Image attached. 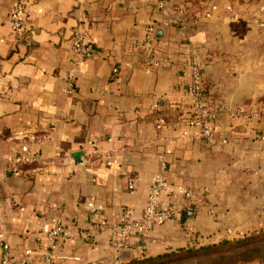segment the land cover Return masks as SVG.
Instances as JSON below:
<instances>
[{"label": "crops", "instance_id": "0c3cea01", "mask_svg": "<svg viewBox=\"0 0 264 264\" xmlns=\"http://www.w3.org/2000/svg\"><path fill=\"white\" fill-rule=\"evenodd\" d=\"M156 1L0 0V258L3 250L33 264L47 252L55 264L110 258L111 224L122 209L142 214L159 173L160 203L181 218L144 236L132 232L127 252L136 261L245 235L264 218V118L244 122L222 111L264 105V30L255 21L264 1L171 0L182 15L183 39L170 24L174 8L163 13ZM15 2L28 13L25 39L8 23ZM78 24L94 52L69 92ZM188 58L199 64L207 103L217 109L203 139L185 119ZM178 106L180 118L157 120ZM33 134L48 135L35 161L10 170L23 138ZM92 148L110 153L112 164L87 163ZM184 189L201 196L192 204L179 193ZM92 211L97 222L89 220ZM56 226L67 227L72 242L49 247L46 234Z\"/></svg>", "mask_w": 264, "mask_h": 264}, {"label": "built area", "instance_id": "2783aa9c", "mask_svg": "<svg viewBox=\"0 0 264 264\" xmlns=\"http://www.w3.org/2000/svg\"><path fill=\"white\" fill-rule=\"evenodd\" d=\"M157 9L163 13H171L174 8L175 16L172 17L170 24L176 29L177 35L183 39L185 32L182 21V15L178 13L176 6L172 4L171 0H157ZM260 16H255V21L258 28L264 30V7L259 9ZM28 22V13L21 2H15L11 7L8 14V23L12 32L19 38H26V27ZM147 39L145 44L153 43L154 35L151 28H147ZM71 61L72 69L67 75L68 91L73 92L74 78L78 72L82 63L89 59L93 52L94 47L86 40V32L81 24L76 25L72 31L71 36ZM149 63H155L156 57L154 52L150 53ZM164 63L167 60L163 59ZM118 73L117 68L112 69V74ZM184 75L188 80V87L186 91V99L188 100V106L185 111V119L189 126L198 128L196 137L203 139L210 134L212 122L216 116L217 109L208 105V101L205 96L204 87L201 77V69L192 58H188L184 66ZM222 111L226 112L230 118H239L244 122H250L264 118V105L246 109L243 107L236 108H224ZM157 129L161 128V125L156 126ZM48 135L46 134H33L27 135L23 138L22 150L15 155L10 161L9 169L12 171L19 170L20 167L33 163L36 159V150L45 140ZM261 139L264 140V131L261 132ZM87 163L104 162L107 166H110L111 154L107 152H101L96 148H92L88 154H85ZM161 168L164 170L165 165L162 164ZM165 188V182L161 173L155 175L151 181L147 201L139 217L133 216L130 210L122 209L119 212L116 223L110 226V245L112 247L111 257L104 260L89 261L85 264H120L119 256L121 252L128 251L132 244L130 241L132 232L138 233L140 236H144L147 232L151 231L155 226L165 224L171 221L180 220V211L172 206L163 207L160 203V197ZM127 189L130 194L134 192V182L132 179L127 180ZM183 194L187 201L197 202L201 196V192L198 189H184L179 191ZM98 212L92 211L89 213V220L96 221ZM97 222V221H96ZM183 237L189 239L191 236L190 227L187 225L182 226ZM46 240L49 247H53L59 240H66L72 242L73 237L69 229L65 226H56L48 231L46 234ZM56 257L52 252H47L42 256L41 264H55ZM0 264H33L32 257L26 256L24 258H13L7 250H3Z\"/></svg>", "mask_w": 264, "mask_h": 264}, {"label": "rangeland", "instance_id": "374dc122", "mask_svg": "<svg viewBox=\"0 0 264 264\" xmlns=\"http://www.w3.org/2000/svg\"><path fill=\"white\" fill-rule=\"evenodd\" d=\"M238 1L244 3L264 0ZM204 247H209L210 250H202ZM150 260L145 264H198L201 260H211L210 264H264V218L255 219L245 235L223 238L217 243L179 250ZM129 264L143 263L138 261Z\"/></svg>", "mask_w": 264, "mask_h": 264}, {"label": "trees", "instance_id": "16d2710c", "mask_svg": "<svg viewBox=\"0 0 264 264\" xmlns=\"http://www.w3.org/2000/svg\"><path fill=\"white\" fill-rule=\"evenodd\" d=\"M194 0H184L185 3H191L193 2ZM205 92V90H204ZM183 110L178 106L177 108H175L174 110L172 111H168V112H164V113H158L157 116H159L157 118V120H164V121H167V123H170L169 120H172L175 121L177 120L178 118H180L182 115H183ZM166 119V120H165ZM202 250H210L209 247H204L202 248ZM160 257H163V256H160ZM149 261H151L150 259H145L143 261H141L143 264L145 263H148ZM211 260H201L198 262V264H210ZM134 263V262H138L136 260H134L131 256H129L128 252L127 251H123L121 252L120 256H119V263L120 264H129V263ZM197 264V263H196Z\"/></svg>", "mask_w": 264, "mask_h": 264}]
</instances>
